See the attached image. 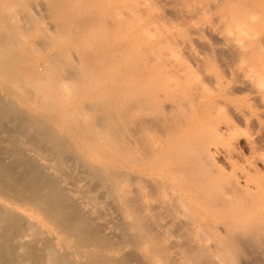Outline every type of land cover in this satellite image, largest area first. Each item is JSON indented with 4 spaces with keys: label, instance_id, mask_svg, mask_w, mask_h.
Masks as SVG:
<instances>
[{
    "label": "bare ground",
    "instance_id": "1",
    "mask_svg": "<svg viewBox=\"0 0 264 264\" xmlns=\"http://www.w3.org/2000/svg\"><path fill=\"white\" fill-rule=\"evenodd\" d=\"M32 10L51 13L53 26L39 37L21 18ZM177 23L235 55L223 71L189 45L205 77L196 75L193 99H170L171 114H183V102L192 111L161 133L143 103L161 110V97L184 80L172 74L183 59L172 42ZM93 26H115L120 44L107 53L90 38L92 48L74 59L71 44L92 37ZM138 28L154 37L138 40ZM121 57L136 59L130 72L152 71L155 86L123 87ZM109 59L113 69L102 72ZM227 108L258 128L247 139L256 148L264 0H0V264H245L242 238L264 232V160L218 167V157L233 164L232 154L213 144L229 147L239 129ZM191 126L200 128L193 139L203 159L184 151L181 162L151 161ZM176 171L182 183L173 185Z\"/></svg>",
    "mask_w": 264,
    "mask_h": 264
},
{
    "label": "rangeland",
    "instance_id": "2",
    "mask_svg": "<svg viewBox=\"0 0 264 264\" xmlns=\"http://www.w3.org/2000/svg\"><path fill=\"white\" fill-rule=\"evenodd\" d=\"M174 13V12H173ZM28 12H21V18L23 20V23L27 28H33V36L39 37L41 33H43L44 29H48L49 27H52V17L50 12H40L38 10H32L31 13ZM172 15H178L177 13ZM170 15V16H172ZM169 16V17H170ZM179 16V15H178ZM173 35H172V42L174 44V47L177 49L178 47L181 49L183 53V59L179 60L177 62V68L176 71L172 74L175 76L182 75L184 78L181 86H178V88L171 93H168V95H163L161 97V104L162 109L159 110L156 105H154V102H145L143 103V109L145 110V113H153L155 115L154 123L155 126L157 125V128L159 131L165 130L168 126H171L173 119H187L188 115L191 113L192 109L191 107L188 108L185 103L183 102V105L185 106V110L183 111V114L187 113V117H183L185 115L179 114L178 116H175L174 114H171L167 110V104L170 102V99H173L175 97L177 98H187V99H193L195 96V93L197 92L198 88L195 85L196 82V75L200 73V75L203 74L204 67L206 66V63L204 61L199 60L195 58L193 55H191L188 51L189 45L193 44L195 46L196 50L203 53V51L210 53V55L213 57V59L217 60V62L220 64L221 69L225 71V65L231 63L234 59V52L228 51L226 49L223 50V48H219L221 45L216 43L215 41V47L214 49H209L205 42H202L201 40H197L195 38L196 35V29L193 25L186 26H180L178 27V23L176 27H172ZM118 29L115 26H108V27H99V26H93L89 27L90 36L86 35L80 39L78 42H73L70 46L71 50V56L75 58L80 57L81 51L85 47H90L88 44H93L91 41H89L90 38H95L96 42H99V45L102 47V49L105 52H110L111 50L118 47L119 40L123 38V34L120 33V31H117ZM136 32L138 31L140 34L138 37V40L142 37L145 38V41L149 42L154 35L152 34V30L148 29H134ZM88 39V40H85ZM148 46V45H147ZM172 46V44H171ZM149 47V46H148ZM233 57V58H232ZM122 59L114 60L118 66L122 68V81L117 80L121 82V85L127 89H130V92H140L144 91L147 84H151L152 86H155V82L151 81V77L154 76V73L152 71H147L146 67L142 70H137L130 72L129 64L131 63V60L136 61L135 58L129 59L124 57H121ZM231 60H230V59ZM112 59L107 60L106 62H109L105 67L102 66L101 71L106 72L108 69H113V65L111 64ZM226 62V63H225ZM126 67L128 69L126 70ZM133 69V65L130 66ZM149 69V68H148ZM100 70V68H99ZM151 70V69H150ZM109 71V70H108ZM157 71V70H155ZM129 72V73H128ZM107 73V72H106ZM157 75H163V71L155 72ZM170 76V75H169ZM168 76V77H169ZM205 77V74H203ZM106 77H110L109 75H106ZM115 78V77H114ZM112 79V77H110ZM147 79V80H146ZM165 81H167L166 77L163 78ZM163 81V80H162ZM119 82V83H120ZM141 82V83H140ZM148 82V83H147ZM118 83V84H119ZM119 85V86H121ZM228 109V115L232 120H234L238 125V131L237 134L234 135L233 138L229 140V147H225L222 142H219L217 144H213V151L215 153H218V151L223 150H230L232 154V160L233 164L229 165L225 161L221 160L218 157V167L224 169L226 172H230L233 170L240 171L243 168H248L250 164L256 162L258 166H262V160H264V136L260 138H255V144L256 148H252L255 150H252L251 147L248 144L249 139H254V133L255 129H258L254 124L247 125L241 120L238 119L235 112ZM159 111V112H158ZM152 114V115H153ZM149 115V114H148ZM217 116V115H215ZM165 127V129H163ZM256 127V128H255ZM161 129V130H160ZM200 128L196 126H191L188 130H180L175 131L172 133L171 138L165 139L164 143V149L163 146L157 153L153 154L151 156V161L157 163L160 162L166 158H175L171 159L174 162H181V160H177L178 158H181L179 156H182L181 154L189 152L190 155H193L195 159L204 158V152L201 151L196 146V142L193 138L195 133ZM260 130V128H259ZM263 129H261V132ZM156 132V128L152 129V131L149 132V134H154ZM166 133V132H165ZM164 133V134H165ZM166 137V134L164 135ZM248 139V140H247ZM227 146V145H226ZM156 166V164L154 165ZM177 169L179 171L182 170V166H178ZM179 171H176L175 176L172 175L170 177L169 182L174 184H181L182 182H179L178 179L181 177V174ZM200 173V171L198 172ZM198 175V174H197ZM181 180V179H179ZM242 238V246L245 250V254L243 259L245 264H264V232L261 233V237L259 240H252V236L247 235ZM251 237L250 239H248ZM245 238V239H244ZM247 258V259H246ZM247 260V261H246Z\"/></svg>",
    "mask_w": 264,
    "mask_h": 264
}]
</instances>
